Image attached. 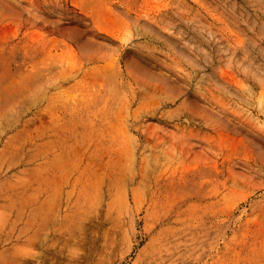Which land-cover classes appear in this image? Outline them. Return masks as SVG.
Returning <instances> with one entry per match:
<instances>
[{"label": "rangeland", "instance_id": "obj_1", "mask_svg": "<svg viewBox=\"0 0 264 264\" xmlns=\"http://www.w3.org/2000/svg\"><path fill=\"white\" fill-rule=\"evenodd\" d=\"M0 264H264V0H0Z\"/></svg>", "mask_w": 264, "mask_h": 264}]
</instances>
